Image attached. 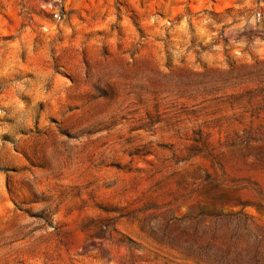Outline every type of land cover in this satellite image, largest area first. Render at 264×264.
Wrapping results in <instances>:
<instances>
[{"label":"rangeland","instance_id":"obj_1","mask_svg":"<svg viewBox=\"0 0 264 264\" xmlns=\"http://www.w3.org/2000/svg\"><path fill=\"white\" fill-rule=\"evenodd\" d=\"M0 264H264V0H0Z\"/></svg>","mask_w":264,"mask_h":264}]
</instances>
